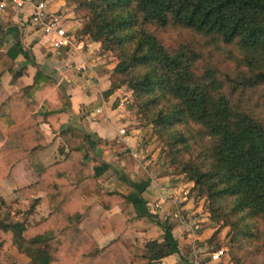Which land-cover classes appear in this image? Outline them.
<instances>
[{"label": "trees", "instance_id": "trees-1", "mask_svg": "<svg viewBox=\"0 0 264 264\" xmlns=\"http://www.w3.org/2000/svg\"><path fill=\"white\" fill-rule=\"evenodd\" d=\"M82 6L89 20L80 32L119 51L121 60L116 69L130 72L133 91L141 95L158 91L157 95L166 99L167 106L153 120L158 131L192 122L212 140L203 148L206 170L193 162L187 166L195 185L208 187L213 202L232 197L234 210L264 220V126L233 109L212 77L207 82L194 79L186 52L168 50L148 27L177 26L235 44L239 62L253 73L249 81L264 82V0H85ZM12 62H8V68ZM40 84V89L54 86L37 70L33 86L12 93L0 107V132L5 137L0 146V181L7 179L17 161L26 158L37 173V181L23 187L22 195L31 209L37 204V196L44 195L49 214L33 225L0 223V264H150L175 252L173 226L145 208L141 194L149 184L148 175L138 167L143 180L130 178L137 161L124 143L95 140L69 126L61 132L68 148L64 159L48 166L34 162L32 150L45 145L39 123L53 124L70 105L56 88V101L37 108L39 100L32 92ZM100 103L98 99L86 109L91 111ZM189 138L193 140L194 136ZM188 139L179 137L175 142L187 143ZM96 148L101 158L111 152L124 163L116 191L102 192L97 181L109 168L107 162L101 160L96 166L86 163ZM94 202L105 209L116 203L123 205L119 215L99 223L103 233L117 231L121 218L132 212L160 227L163 241L129 246L128 257L116 241L99 249L92 236L78 226L80 217ZM125 229L123 225L122 231ZM219 230L214 232L215 237H219ZM11 244L29 261L10 260L6 250Z\"/></svg>", "mask_w": 264, "mask_h": 264}, {"label": "crops", "instance_id": "crops-1", "mask_svg": "<svg viewBox=\"0 0 264 264\" xmlns=\"http://www.w3.org/2000/svg\"><path fill=\"white\" fill-rule=\"evenodd\" d=\"M32 2L33 0H29ZM50 11H59L62 23L71 37L69 46L54 49L50 46L49 37L30 22L31 5L22 9L0 10V107L8 97L24 87L33 86L37 70L42 71L54 82L53 87L40 89L42 84L33 89L32 96L39 100V108L45 102H55V89L59 88L69 100V108L59 113L53 124L41 122L38 129L43 134L45 145L36 146L31 154L37 165L48 166L61 161L68 152L61 132L69 126L90 135L93 139L124 143L137 161L130 178L136 182L143 178L138 174L141 167L150 181L141 194L146 210L156 215L159 220L173 226L172 236L177 242V250L150 264H218L209 259V252L201 243L204 235L193 231L195 220H185L182 211L189 207L190 199L181 195L182 186L168 180L165 168L161 171L152 164V159H145V152L140 148L137 137L139 129L119 130L127 125L123 118L122 106H113L103 99L107 88L112 64H104L98 53L99 43L80 32L85 19L75 10L72 0H45ZM12 64L8 68V62ZM83 65L84 69H78ZM43 84L46 81L42 82ZM101 100L98 107L91 111L86 106ZM5 137L0 132V146ZM105 161L109 168L97 178L102 192L117 190L120 171L124 163L117 161V154L108 152L101 158L97 152L88 157L86 163L96 166ZM37 181V173L25 158L17 161L11 168L7 179L0 181V223L14 224L23 222L33 225L49 214L47 199L37 196L35 207L30 208L22 195L21 189ZM185 187V186H184ZM185 192V191H184ZM122 204L116 203L105 209L99 202L92 203L82 214L78 226L94 239L99 249L116 241L126 257L130 255L129 246L143 247L150 241L162 242L163 232L156 224L149 222L144 216L128 212L120 220L118 230L103 233L99 223L121 213ZM195 212V211H194ZM193 212V213H194ZM123 225L125 230L122 231ZM8 258L17 263H26L29 258L10 245L6 250Z\"/></svg>", "mask_w": 264, "mask_h": 264}, {"label": "rangeland", "instance_id": "rangeland-1", "mask_svg": "<svg viewBox=\"0 0 264 264\" xmlns=\"http://www.w3.org/2000/svg\"><path fill=\"white\" fill-rule=\"evenodd\" d=\"M72 1L86 24L89 16L82 6L85 0ZM148 27L168 50L186 52L194 79L207 82L212 77L218 83V91L227 97L233 109L248 114L264 126V82L249 81L253 73L239 62L240 52L235 44H226L212 36L177 26ZM97 42L98 53L106 60L104 64H112L103 99L115 107L122 106L123 118L128 121L124 129L126 132L139 129L135 136L145 152V159L153 156L151 161L156 170L165 168L168 180L182 186L181 195L190 199L189 207L182 211L184 219L195 220L192 229L204 235L201 241L204 249L213 252L224 248L225 256L217 261L218 264H264V220L249 217L246 211L234 210L232 197L217 198L213 202L208 187L196 186L191 180L188 164L193 162L206 170L203 148L212 140L192 122L158 131L153 120L167 106L166 99L157 95L158 91L147 95L133 91L129 84L130 72L122 73L116 69L121 60L119 51ZM179 137L189 139L187 143L175 142ZM218 229L219 237H215L213 234Z\"/></svg>", "mask_w": 264, "mask_h": 264}, {"label": "built area", "instance_id": "built-area-1", "mask_svg": "<svg viewBox=\"0 0 264 264\" xmlns=\"http://www.w3.org/2000/svg\"><path fill=\"white\" fill-rule=\"evenodd\" d=\"M29 3L32 8L29 16L30 22L38 26L43 34L49 37L50 46L54 49L69 46L71 44V37L63 26L61 13L59 11H50L45 0H33L32 2L29 0H0V10L7 8L22 9ZM84 68L83 65L78 66V69ZM119 134L125 135V129L121 128ZM224 256V248L209 252L210 260L218 261Z\"/></svg>", "mask_w": 264, "mask_h": 264}]
</instances>
